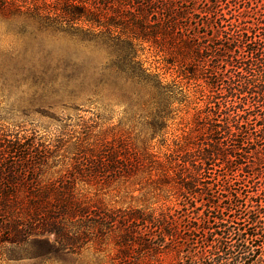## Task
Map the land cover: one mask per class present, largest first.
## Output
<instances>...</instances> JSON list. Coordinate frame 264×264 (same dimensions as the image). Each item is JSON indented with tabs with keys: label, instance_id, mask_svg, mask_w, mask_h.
Listing matches in <instances>:
<instances>
[{
	"label": "trees",
	"instance_id": "trees-1",
	"mask_svg": "<svg viewBox=\"0 0 264 264\" xmlns=\"http://www.w3.org/2000/svg\"><path fill=\"white\" fill-rule=\"evenodd\" d=\"M75 2L53 4L80 10ZM30 4L0 0V15H24ZM192 4L195 0H84V23L120 28L118 34L130 33L133 40L156 49V63L165 71L173 69L180 80L164 85L157 74H146L166 109L174 101L187 105L184 86L203 83L207 93L195 91L204 106L196 111L194 135L185 136L163 159L151 156L149 168L174 183V196L184 204L200 203L210 214L198 228L200 250L191 264H264V186L254 189L257 178L264 177V0H205L200 9ZM194 12L201 17V33L190 23ZM62 15H68L65 9ZM258 65L255 76L251 68ZM2 135L0 248L28 245L26 256L52 263L111 234L119 263L130 264L126 250L132 243L162 246L145 233L147 221L135 212L112 211L77 198L75 178L44 179L54 167L49 145ZM104 149L97 165H80L76 173L86 181H101L129 175L142 163L135 152ZM174 224L168 221L166 227ZM133 225L138 230L132 231Z\"/></svg>",
	"mask_w": 264,
	"mask_h": 264
},
{
	"label": "rangeland",
	"instance_id": "rangeland-1",
	"mask_svg": "<svg viewBox=\"0 0 264 264\" xmlns=\"http://www.w3.org/2000/svg\"><path fill=\"white\" fill-rule=\"evenodd\" d=\"M49 1L52 5L47 6L43 0H28L31 8L24 15H0V134L49 145L54 167L44 179L75 178L77 198L145 218V233L163 244L154 248L132 243L126 250L130 264H191L200 250L198 228L210 214L200 203L184 204L174 196V183L163 180L148 161L153 155L163 159L185 136L194 135L196 111L204 106L195 99L197 87L193 82L184 86L187 105L174 101L166 109L146 74H157L164 85L180 80L173 69L165 71L156 63L160 56L149 42L118 34L120 28L84 23V0H75L80 10ZM204 2L192 5L200 9ZM64 9L68 15H62ZM190 18L196 31H205L198 12ZM259 66L251 68L253 75ZM199 85L206 94L203 83ZM105 146L126 149L127 155L135 152L142 163L129 175L86 181L76 167L97 165ZM256 181L254 189H261L264 177ZM170 219L176 222L172 228L166 227ZM25 249L3 246L0 264H120L111 234L52 263L26 256Z\"/></svg>",
	"mask_w": 264,
	"mask_h": 264
}]
</instances>
